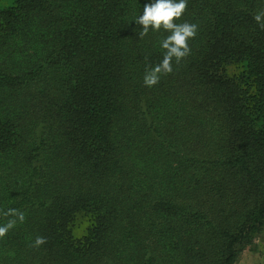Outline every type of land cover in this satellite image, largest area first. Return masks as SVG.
Returning a JSON list of instances; mask_svg holds the SVG:
<instances>
[{"label": "trees", "instance_id": "1", "mask_svg": "<svg viewBox=\"0 0 264 264\" xmlns=\"http://www.w3.org/2000/svg\"><path fill=\"white\" fill-rule=\"evenodd\" d=\"M145 2L0 7V264H233L264 231V0H186L151 85Z\"/></svg>", "mask_w": 264, "mask_h": 264}, {"label": "clouds", "instance_id": "2", "mask_svg": "<svg viewBox=\"0 0 264 264\" xmlns=\"http://www.w3.org/2000/svg\"><path fill=\"white\" fill-rule=\"evenodd\" d=\"M185 7L186 0H146L142 14L135 17V22L143 26L141 35L148 32L149 26L153 30H158L161 26L170 30V34L160 42V47L166 49L163 59L159 65L146 73V84H154L158 79L156 74L161 70L171 71L170 61L173 57L179 61L189 51L187 39L195 35L196 25L186 21L183 23L174 22V17H180ZM262 15L264 13H258L254 18L259 22ZM2 231L3 229H0V232Z\"/></svg>", "mask_w": 264, "mask_h": 264}, {"label": "rangeland", "instance_id": "3", "mask_svg": "<svg viewBox=\"0 0 264 264\" xmlns=\"http://www.w3.org/2000/svg\"><path fill=\"white\" fill-rule=\"evenodd\" d=\"M11 2L0 0V7ZM80 231V228H72L73 234L78 235ZM233 264H264V231L241 248Z\"/></svg>", "mask_w": 264, "mask_h": 264}]
</instances>
